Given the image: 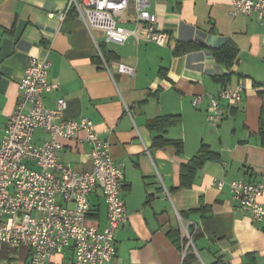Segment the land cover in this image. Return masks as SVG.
<instances>
[{
	"label": "crops",
	"instance_id": "obj_1",
	"mask_svg": "<svg viewBox=\"0 0 264 264\" xmlns=\"http://www.w3.org/2000/svg\"><path fill=\"white\" fill-rule=\"evenodd\" d=\"M67 2L0 0V141L30 58H48V81L58 87L43 94L45 108L54 109L63 98V117L90 120L110 144L113 161L124 163L122 198L128 217L116 234L115 263L181 264L183 222L194 229V248L204 264H264V223L254 222L231 200L228 186L218 190L211 185L213 178L252 183L264 173V24L254 16L231 15L230 0H153L149 10L157 28L169 36L166 46L132 38L120 45L106 43L101 31H92L108 62L135 68L132 77L113 73L110 78L74 11L63 21L50 16L63 12ZM134 16L131 1L118 23L133 28ZM190 42L205 49L174 54L177 43ZM226 44L238 53L230 69L234 75L224 86L220 80L229 69L215 61L212 49ZM238 81L244 87L240 104L221 102L227 115L211 125L205 120L209 97ZM196 96L202 102L194 108ZM168 116L177 119L162 133L149 127ZM47 136L37 130L33 141L39 144ZM82 137L80 132L75 139H60L58 160L90 172L89 146ZM163 141L180 142L182 150ZM202 147L217 157L205 161L185 187L181 169ZM89 204L87 225L102 230L107 218L99 188ZM171 234L178 235L179 247ZM192 253L186 259H196ZM10 255L16 258L13 264H22L28 250ZM68 255L54 261L64 258L66 264Z\"/></svg>",
	"mask_w": 264,
	"mask_h": 264
},
{
	"label": "built area",
	"instance_id": "obj_2",
	"mask_svg": "<svg viewBox=\"0 0 264 264\" xmlns=\"http://www.w3.org/2000/svg\"><path fill=\"white\" fill-rule=\"evenodd\" d=\"M134 4V27L118 23L130 2ZM153 0H68L66 9L50 16L59 21L74 11L83 23L97 49V55L110 78L113 73L134 76L135 68L103 58L93 30L102 32L106 43L123 44L129 38L135 42L169 44L166 32L157 28L150 12ZM233 16H254L264 24V0H230ZM51 63L48 58H30L18 84L19 98L8 116L0 141V264H13L10 255L20 248L28 250L22 264H65L55 256L69 254L66 264H118L115 239L127 221L123 191L124 163L116 164L110 155V144L99 137L95 125L88 119L67 120L63 117L66 102L56 101L54 109L45 108L43 94L58 87L48 81ZM243 83L226 86L209 97L205 120L216 126L227 115V108L242 100ZM202 102L196 96L192 107ZM124 105L125 110L127 107ZM128 111V110H127ZM42 130L47 139L36 144L35 131ZM80 140L89 146L92 169L81 172L58 160L63 146L60 139ZM211 185L221 190L228 186L231 200L248 211L254 222L264 223V173L255 182L235 180L225 182L213 178ZM95 188L102 192L106 205V226L102 230L87 225L90 212L89 196ZM184 236L181 264L187 252L197 256L191 227L181 222ZM7 251L6 255H2ZM190 264H204L200 258Z\"/></svg>",
	"mask_w": 264,
	"mask_h": 264
},
{
	"label": "trees",
	"instance_id": "obj_3",
	"mask_svg": "<svg viewBox=\"0 0 264 264\" xmlns=\"http://www.w3.org/2000/svg\"><path fill=\"white\" fill-rule=\"evenodd\" d=\"M201 49H205V46L203 44H200L197 42L177 43L175 50H174V54L180 55V54H183L185 52H190V51H194V50H201ZM101 53H102L105 61L108 62V56L105 55L102 52V50H101ZM237 53H238L237 48L232 44H226V45L222 46L221 48L212 49V54H213L215 61L217 63L225 65L229 69V73L226 76L222 77L220 80L224 86L226 83H228L230 81V78L234 75L233 71H230V69L232 68L233 64L236 62ZM261 117H264V109L261 110ZM176 119H177V117H171V116L157 118V119H155L149 123V127L153 128V129H158V131L162 133L164 131L165 127L167 125H170ZM261 132H262V134H264V131H262V128H261ZM162 143L163 144L171 143L174 146H176V148L179 152L182 150V144L180 142L163 141ZM216 157L217 156L209 153L205 147H202L201 150L198 152V154L191 159V161L189 162V165L182 167V169H181L182 170V173H181L182 180H184V178L186 177V179H185L186 183L184 186L189 187L191 185V182L195 176L197 169L200 168L205 161L210 160V159H216ZM184 174H185V177H184ZM123 189H124V187H123ZM122 192H121V196H122ZM192 230L194 231V229L191 227V231ZM193 236H192V240H193ZM170 238L172 240V243L175 246L179 247L178 235L177 234H171ZM196 259H195L194 255H191L188 259H186V257H185L183 260V264H190V263H192L193 260L195 261ZM186 260H187V262H186Z\"/></svg>",
	"mask_w": 264,
	"mask_h": 264
}]
</instances>
